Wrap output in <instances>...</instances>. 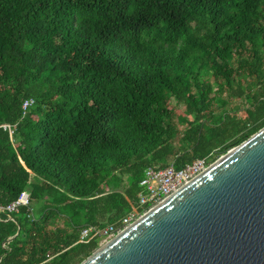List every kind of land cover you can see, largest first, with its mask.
Returning <instances> with one entry per match:
<instances>
[{"label":"trees","instance_id":"trees-1","mask_svg":"<svg viewBox=\"0 0 264 264\" xmlns=\"http://www.w3.org/2000/svg\"><path fill=\"white\" fill-rule=\"evenodd\" d=\"M2 123L0 264H78L147 168L264 126V0H0Z\"/></svg>","mask_w":264,"mask_h":264},{"label":"water","instance_id":"water-1","mask_svg":"<svg viewBox=\"0 0 264 264\" xmlns=\"http://www.w3.org/2000/svg\"><path fill=\"white\" fill-rule=\"evenodd\" d=\"M78 264H264V126Z\"/></svg>","mask_w":264,"mask_h":264},{"label":"built area","instance_id":"built-area-1","mask_svg":"<svg viewBox=\"0 0 264 264\" xmlns=\"http://www.w3.org/2000/svg\"><path fill=\"white\" fill-rule=\"evenodd\" d=\"M33 103L32 98L25 99L22 103L23 111H26ZM0 128L12 136L15 125L2 123L0 124ZM211 157L212 154H208L204 157L193 159L190 163L179 169H176L172 164L162 168H147L139 183L141 191L138 193V201L131 206L130 210L115 223L105 226L88 225L82 227L79 232V241H89L93 238H98L99 245L105 243L149 208L205 170L216 160H212ZM28 199L29 194L23 191L15 201L5 207H0V209L8 213L16 211L19 206L27 205ZM8 218L10 217L8 216Z\"/></svg>","mask_w":264,"mask_h":264},{"label":"rangeland","instance_id":"rangeland-1","mask_svg":"<svg viewBox=\"0 0 264 264\" xmlns=\"http://www.w3.org/2000/svg\"><path fill=\"white\" fill-rule=\"evenodd\" d=\"M241 104V100L239 98H233L230 100V105L228 107H234V106H237V105H240ZM172 105V104H171ZM174 111H175V114L176 115H182L183 114V111H182V106L181 105H178L174 108ZM240 116L242 115V113H238ZM219 157V156H218ZM217 157V158H218ZM216 158V159H217ZM103 243V242H102Z\"/></svg>","mask_w":264,"mask_h":264}]
</instances>
